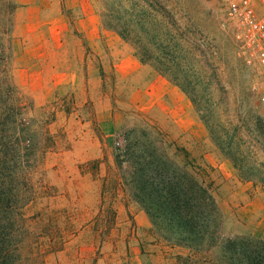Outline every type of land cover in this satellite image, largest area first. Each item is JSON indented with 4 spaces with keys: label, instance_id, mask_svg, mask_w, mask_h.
Here are the masks:
<instances>
[{
    "label": "rangeland",
    "instance_id": "1",
    "mask_svg": "<svg viewBox=\"0 0 264 264\" xmlns=\"http://www.w3.org/2000/svg\"><path fill=\"white\" fill-rule=\"evenodd\" d=\"M21 1L25 2L0 0V26L7 23L5 28L12 29V79L29 106L27 117L36 121L34 127L49 129L55 139L53 152L42 164L49 195L28 206L24 215L31 217L47 205L57 211L49 219H29L32 230L42 231L40 241L45 242L65 227L72 212L80 216L78 227L92 220L99 212L102 191L104 203L117 213L115 228L104 243H92L86 231L80 232L67 249L47 255L46 264H173L176 256L188 254L161 241L141 208L124 191L104 181L113 177L108 170L113 155L127 144L142 143L178 166L191 168L210 186L222 217V236L244 238L261 251L264 185L241 180L209 136L208 144L189 148L168 141L153 128L144 111L137 109L129 81L113 76L108 49L103 68L91 48L77 39H66L65 46L57 47L47 25L30 31L27 39L15 34L14 13L23 5ZM109 1L95 0V5L100 10ZM157 1L172 12L182 31L208 57L212 70L201 69L210 85L205 92L196 91L210 104L215 132L223 137L224 132L238 129L235 135L242 140V148L261 157L264 178V105L256 96L263 82L262 69L234 40L218 0ZM109 43L133 53L113 32L102 45L107 48Z\"/></svg>",
    "mask_w": 264,
    "mask_h": 264
},
{
    "label": "trees",
    "instance_id": "2",
    "mask_svg": "<svg viewBox=\"0 0 264 264\" xmlns=\"http://www.w3.org/2000/svg\"><path fill=\"white\" fill-rule=\"evenodd\" d=\"M99 17L105 30L132 48L139 63L151 67L189 99L210 140L238 177L264 185L261 157L242 148V140L235 135L238 129L224 132V138L215 132L210 104L196 91L208 89L201 68L211 71L212 67L172 12L157 0H110L101 4ZM5 26H0V264H46L47 255L67 249L80 232L86 231L92 243H104L115 228L117 213L104 203L102 191L98 214L80 227V216L72 212L65 227L45 242L40 241L42 231L32 230L30 218L49 219L57 212L47 205L31 217L24 215L28 206L49 195L42 164L53 152L55 139L49 129H36L35 119L27 117L29 106L11 74L12 29ZM108 170L113 177L105 179L106 184L124 191L141 208L155 235L167 245L188 251L176 256L173 264H264V243L259 251L244 238L222 236V217L212 190L191 168L178 166L142 143L118 150Z\"/></svg>",
    "mask_w": 264,
    "mask_h": 264
},
{
    "label": "crops",
    "instance_id": "3",
    "mask_svg": "<svg viewBox=\"0 0 264 264\" xmlns=\"http://www.w3.org/2000/svg\"><path fill=\"white\" fill-rule=\"evenodd\" d=\"M14 13L13 32L29 38L30 31L47 25L57 47L65 46L66 39H77L91 48L104 68L106 50L112 57L113 76L129 81L150 125L170 142L192 148L208 144V132L197 117L189 99L168 80L157 75L149 66L139 63L133 53L120 51L109 43L102 45L110 33L100 23L95 0H24ZM23 32L22 34H20ZM116 60L118 62H116Z\"/></svg>",
    "mask_w": 264,
    "mask_h": 264
},
{
    "label": "built area",
    "instance_id": "4",
    "mask_svg": "<svg viewBox=\"0 0 264 264\" xmlns=\"http://www.w3.org/2000/svg\"><path fill=\"white\" fill-rule=\"evenodd\" d=\"M238 46L262 69L256 96L264 105V0H218Z\"/></svg>",
    "mask_w": 264,
    "mask_h": 264
}]
</instances>
